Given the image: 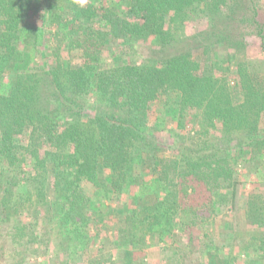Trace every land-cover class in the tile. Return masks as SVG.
<instances>
[{
  "label": "trees",
  "instance_id": "trees-1",
  "mask_svg": "<svg viewBox=\"0 0 264 264\" xmlns=\"http://www.w3.org/2000/svg\"><path fill=\"white\" fill-rule=\"evenodd\" d=\"M111 4L0 0L1 263L74 264L77 235L78 264H151L146 251L168 232L185 238L191 264H264V179L241 177L264 172V71L213 43L201 56L172 52L188 17L247 9L243 26L260 39L264 65V7L127 0L126 13ZM188 112L200 126L181 143L153 134L169 119L184 131ZM112 195L119 209L107 205Z\"/></svg>",
  "mask_w": 264,
  "mask_h": 264
},
{
  "label": "rangeland",
  "instance_id": "rangeland-1",
  "mask_svg": "<svg viewBox=\"0 0 264 264\" xmlns=\"http://www.w3.org/2000/svg\"><path fill=\"white\" fill-rule=\"evenodd\" d=\"M61 2H66L67 0H60ZM74 1H80L82 4H84L86 7H93L98 5L101 1H105L106 3L109 2V0H74ZM261 3V7H264V0H259ZM107 6V5H106ZM110 8H113L115 11L120 12H126L127 13V0H112V4L108 5ZM250 15V11L247 9H238L236 13L231 14L230 12H222L219 15H215L210 20H206L203 17H206L204 15H195L190 16L187 18V20L184 22L183 25L177 24V30H176V37L177 41L174 43L175 47L172 52H178L180 50H193L196 53H199L198 55L201 56V49L204 50V47H206V44H217L220 47L221 52H226L228 49H231L230 51L232 54H236L242 62L250 63V67H258V71H264V65L261 62V59L263 57L260 47L261 42L260 39L257 38L254 35H251L248 30H246L245 26H243V18ZM48 42H52V46L55 47L57 44L60 43V40L57 37L52 36L51 34L47 35ZM219 39V40H218ZM224 39H229L230 42H238V46L235 49L227 47V45L222 42ZM208 45V44H207ZM157 47V46H156ZM196 47H200V49H197ZM158 49V48H156ZM206 52L210 53V48L206 47ZM155 52L149 53V57L154 56ZM160 55V53H159ZM224 55V54H222ZM226 55V54H225ZM219 58H221V55H219ZM223 61V59H220ZM258 63V65H256ZM231 81L233 83L234 87H237L238 95H240V92L243 88V84L241 83L240 79L235 78L234 75L230 76ZM51 82L48 80L46 82V87L44 88V93L42 95V98H48L52 93H50ZM239 84V85H238ZM6 89H9V86H5ZM83 107V106H82ZM92 107V106H91ZM94 108V107H92ZM198 122L197 114L194 112H188L186 113V119H185V125L186 129L183 131L181 127L178 128V121L177 120H167L164 123H162L159 127L154 129L152 132L157 138L160 140V142L166 143H179L181 140L179 138V134L181 133H190L191 131H194L195 129H198L200 126ZM199 125V126H198ZM260 134L264 136V117L260 124ZM181 143V142H180ZM139 161V159H137ZM146 168V167H145ZM242 178L244 180H249V185L252 183L258 185V183L264 179V172L262 170L258 171L257 173L253 172V176H248L245 171H241ZM257 176V177H256ZM139 188V187H138ZM140 196H145L146 193H149V190H147L145 187H140ZM85 192L90 197H96L94 193V188L91 187L89 184L85 185ZM134 194V193H132ZM108 206L110 205L111 208L119 209L122 207V205L125 203L124 200H120V198H117L115 196H111V199L109 202H107ZM227 206L223 207V211L227 210ZM226 211L223 213L225 214ZM68 229L65 228L64 232H66ZM168 232H165L161 234V239H156V243L153 246H147L149 247V250L146 251V256L149 258L151 264H191L189 260H183L181 259L182 253L186 252L184 248V242H181L182 234L179 235V237H173V235L169 234ZM73 235V234H72ZM73 239V261L74 264H78V258H79V250L77 247V242L79 240V237L75 235L74 237H71ZM176 240L177 244L172 245V240ZM78 254V257L76 259V256ZM85 255V253H84ZM11 256V254L9 255ZM198 257L200 258V255L198 253ZM193 260L197 261V258L195 257ZM43 259H39L36 264H44ZM0 264L1 260H0ZM48 264H61L59 263V260L56 259V257L51 256L48 259ZM68 264V263H67Z\"/></svg>",
  "mask_w": 264,
  "mask_h": 264
}]
</instances>
